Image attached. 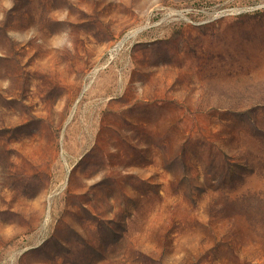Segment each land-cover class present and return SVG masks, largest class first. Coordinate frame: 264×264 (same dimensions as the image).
Here are the masks:
<instances>
[{
	"label": "rangeland",
	"instance_id": "obj_1",
	"mask_svg": "<svg viewBox=\"0 0 264 264\" xmlns=\"http://www.w3.org/2000/svg\"><path fill=\"white\" fill-rule=\"evenodd\" d=\"M0 264H264V0H0Z\"/></svg>",
	"mask_w": 264,
	"mask_h": 264
},
{
	"label": "bare ground",
	"instance_id": "obj_2",
	"mask_svg": "<svg viewBox=\"0 0 264 264\" xmlns=\"http://www.w3.org/2000/svg\"><path fill=\"white\" fill-rule=\"evenodd\" d=\"M93 115H94V114H93ZM86 119H87V118H86ZM88 119H89V118H88ZM85 121H86V120H85ZM82 122H83V121H82ZM100 127H101V125H100ZM79 128H81V127H79ZM79 128H78V129H79ZM87 128H89V127H87ZM87 128H86V129H87ZM103 129H104V128H103ZM77 132H78V131H77ZM88 132H89V131H88ZM77 135H78V134H77ZM92 137H93V136H92ZM100 156H101V155H100Z\"/></svg>",
	"mask_w": 264,
	"mask_h": 264
}]
</instances>
